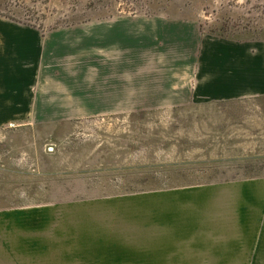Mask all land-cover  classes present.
Masks as SVG:
<instances>
[{
	"label": "rangeland",
	"instance_id": "1",
	"mask_svg": "<svg viewBox=\"0 0 264 264\" xmlns=\"http://www.w3.org/2000/svg\"><path fill=\"white\" fill-rule=\"evenodd\" d=\"M155 16L196 23L199 42L264 43V0H0V40L20 38L14 47L31 53L37 81L31 114L0 125V213L264 176V96L134 97L135 79H159L158 53L129 64L122 31Z\"/></svg>",
	"mask_w": 264,
	"mask_h": 264
},
{
	"label": "crops",
	"instance_id": "2",
	"mask_svg": "<svg viewBox=\"0 0 264 264\" xmlns=\"http://www.w3.org/2000/svg\"><path fill=\"white\" fill-rule=\"evenodd\" d=\"M125 28L122 48L135 50L129 64L143 67L149 47L158 53L159 79H135L134 97L154 104L156 98L198 103L264 96V43L209 37L199 42L196 23L170 16L135 19ZM16 39L0 40V125L33 109L31 53L15 49ZM175 49L185 56L176 59ZM124 257L135 261L125 264H264V176L149 198L0 213V264H122Z\"/></svg>",
	"mask_w": 264,
	"mask_h": 264
}]
</instances>
